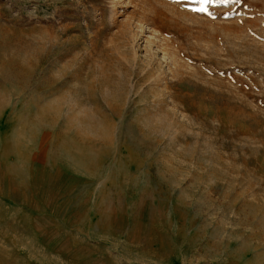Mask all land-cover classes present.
Returning <instances> with one entry per match:
<instances>
[{
    "label": "rangeland",
    "instance_id": "obj_1",
    "mask_svg": "<svg viewBox=\"0 0 264 264\" xmlns=\"http://www.w3.org/2000/svg\"><path fill=\"white\" fill-rule=\"evenodd\" d=\"M0 125L106 264H264V0H0Z\"/></svg>",
    "mask_w": 264,
    "mask_h": 264
},
{
    "label": "crops",
    "instance_id": "obj_2",
    "mask_svg": "<svg viewBox=\"0 0 264 264\" xmlns=\"http://www.w3.org/2000/svg\"><path fill=\"white\" fill-rule=\"evenodd\" d=\"M0 125V264H106L98 247L81 237L79 207L69 206L65 180L35 179V166L4 148ZM16 151V152H15Z\"/></svg>",
    "mask_w": 264,
    "mask_h": 264
},
{
    "label": "snow or ice",
    "instance_id": "obj_3",
    "mask_svg": "<svg viewBox=\"0 0 264 264\" xmlns=\"http://www.w3.org/2000/svg\"><path fill=\"white\" fill-rule=\"evenodd\" d=\"M200 2L203 3V4H207V3L210 2V0H200ZM221 2H224V0H221ZM197 10H198V11H201V12L206 11V9H205L204 7H201V8H199V9H197Z\"/></svg>",
    "mask_w": 264,
    "mask_h": 264
},
{
    "label": "bare ground",
    "instance_id": "obj_4",
    "mask_svg": "<svg viewBox=\"0 0 264 264\" xmlns=\"http://www.w3.org/2000/svg\"><path fill=\"white\" fill-rule=\"evenodd\" d=\"M172 53V52H171ZM174 58V57H173ZM175 71V70H174Z\"/></svg>",
    "mask_w": 264,
    "mask_h": 264
}]
</instances>
